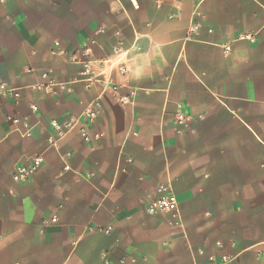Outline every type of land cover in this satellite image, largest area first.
<instances>
[{
  "label": "crops",
  "instance_id": "obj_1",
  "mask_svg": "<svg viewBox=\"0 0 264 264\" xmlns=\"http://www.w3.org/2000/svg\"><path fill=\"white\" fill-rule=\"evenodd\" d=\"M43 72L67 89H38ZM0 82L20 92L0 96V264H264V0H0ZM159 184L180 226L147 212Z\"/></svg>",
  "mask_w": 264,
  "mask_h": 264
},
{
  "label": "built area",
  "instance_id": "obj_2",
  "mask_svg": "<svg viewBox=\"0 0 264 264\" xmlns=\"http://www.w3.org/2000/svg\"><path fill=\"white\" fill-rule=\"evenodd\" d=\"M240 38L253 40L254 36L253 34H244L241 35ZM58 45H59L58 42L54 43L55 48L51 50L52 53L57 52L56 48L58 47ZM86 51H89V49L86 48ZM119 70L122 74H124L126 72V67L121 66ZM41 77L44 79H48V82L47 84L38 85L37 86L38 89H43L44 91L47 92L52 91L53 88L59 90L67 89L64 83H57L51 80L49 78V72H43L41 74ZM111 89L113 93L116 95L117 100L120 102L121 105L133 104L136 96V91L134 88H130L126 94L119 93L118 87L116 85H112ZM0 96H5L16 102L20 97V92L19 90L15 88H9L3 82H0ZM31 110L32 111L36 110V106L34 104H31ZM100 111H101V104L99 100L98 99L93 100L83 112L84 119L88 121H93L99 116ZM9 119H11V121L14 123L21 124V129L19 130L21 136L29 137L32 135V127L28 123L27 118L9 117ZM190 119L191 116L181 109V104H177V110L174 116V122L176 124H185ZM76 121H77L76 119H69L63 122H57L55 120H51L50 126L54 130L55 135L48 137L49 145L57 149L56 146L57 141L63 138L70 130L74 128V126L77 123ZM79 133L85 142H88L90 140L88 128L86 127L85 124H82L80 126ZM1 139L2 138L0 137V140ZM58 155L64 163V170H68L70 167L67 160L68 157L70 156V153L58 152ZM43 163H44V156L42 154H35L31 156L27 161V163L18 164L15 166L12 172V179L16 182L26 181L34 172H36L42 166ZM146 210L149 214H160V213L168 214L173 224L177 226L181 225V215H180L178 202L175 194L173 193L170 185L168 184H159L156 187V196L148 203ZM57 222L58 219L56 216L43 219V224L45 226L50 224H55ZM98 230L104 233H108L110 231V227H107L105 229L100 228ZM256 253L258 256H264V242L257 245ZM208 260L212 264H231L233 258L228 255H221L218 259H215L214 256H208Z\"/></svg>",
  "mask_w": 264,
  "mask_h": 264
}]
</instances>
